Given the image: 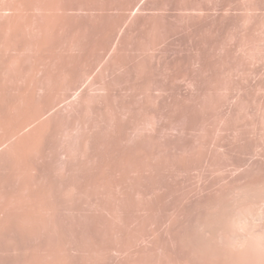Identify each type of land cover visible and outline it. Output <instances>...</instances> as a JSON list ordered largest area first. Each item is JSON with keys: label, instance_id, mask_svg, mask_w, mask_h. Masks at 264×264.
<instances>
[{"label": "rangeland", "instance_id": "1", "mask_svg": "<svg viewBox=\"0 0 264 264\" xmlns=\"http://www.w3.org/2000/svg\"><path fill=\"white\" fill-rule=\"evenodd\" d=\"M0 220V264H264V0H0Z\"/></svg>", "mask_w": 264, "mask_h": 264}, {"label": "bare ground", "instance_id": "2", "mask_svg": "<svg viewBox=\"0 0 264 264\" xmlns=\"http://www.w3.org/2000/svg\"><path fill=\"white\" fill-rule=\"evenodd\" d=\"M26 209H27V208H26ZM27 210H28V209H27ZM27 210H25V209H24V210H23V212H21V210H19V211L21 212V214H22V215H21V214H19V213H18L17 215H19V216H20V219H21V217H22V216H23L24 218H22L21 220H19V219H18V221H21V222H23V220H25V218H26V219L28 218L27 220H31V219H33V220H31V221H34V223H37V222H35V220H36V218H35V217H39V218H41V217H42V215H40L41 217H40V216H38V215H37V216H35V215H36V213H38V211H37L36 213H34V212H33V210H32V209H30V212H31V213L33 212V213H32V216L35 218V220H34V218H33V217H32V218L30 217V216H31V215H30L31 213H30V212H28ZM17 211H18V210H17ZM24 211H26V212L24 213ZM35 211H36V210H35ZM4 212H5V211H4ZM27 212H28V213H27ZM5 213H6V212H5ZM11 213H12V212H11ZM23 213H24V214H26V213H27V214H28V216L30 215L29 217H30L31 219H30L29 217H25L26 215L24 216V214H23ZM29 213H30V214H29ZM13 214H14V217H15V215H16V211H14V213H13ZM38 214H39V213H38ZM6 215H8V214H6ZM17 215H16V217H18ZM9 217H10L9 215H8V217H7V218L5 217V220H7ZM18 218H19V217H18ZM2 219H3V218H2ZM10 219H12V217H11ZM41 219H42V218H41ZM41 219H40V220H41ZM8 220H9V219H8ZM8 220H7V221H8ZM13 220H14V218H13ZM16 220H17V219H16ZM16 220H15V221H16ZM37 220H38V219H37ZM0 221H1V220H0ZM31 221H30V222H31ZM38 221H39V220H38ZM16 222H17V221H16ZM21 222H17V223H21ZM30 222H28V221H27V223L25 224L26 226L24 227V228H25V230L27 229V233H31V232H32V228H35L34 226H37V225H35V224H34V225H33V224H31L32 228L30 229V227H29V229H28V226H29V224H28V223H30ZM0 223H1V222H0ZM2 223H4V222H2ZM23 223H24V222H23ZM23 223H21V224L24 226V224H23ZM31 223H33V222H31ZM21 224H20V225H19V224H17V226H19V228H20V226H22ZM27 224H28V226H27ZM0 225L2 226V224H0ZM2 227H3V226H2ZM10 228H11V227H10ZM14 228H15V227H14ZM14 228H13V229H11V230H15V231H16V229H14ZM16 228H17V227H16ZM19 228H17V230H18ZM24 228H23V227H21V228H20V232H23V231L25 232ZM0 229H1V228H0ZM21 229H22L23 231H22ZM35 229H37V231L39 232L38 228H35ZM35 229H34L33 231H35ZM2 230H3V229H2ZM11 230L9 231V229H8V232H10V233H11V232H12ZM29 231H30V232H29ZM3 232H4V230H3ZM3 232L1 231V233H3ZM17 232H18V231H17ZM38 232L36 233V231H35L34 233H36V234H41V233H40V232H42V231H41V229H40V232H39V233H38ZM45 232H48V231H45ZM12 233H13V232H12ZM15 233H16V232H15ZM34 233H33V234H34ZM48 233H49V232H48ZM46 234H47V233H46ZM20 235L26 236L27 234L25 235V234H23V233H22V234H20ZM29 235H30V234H29ZM0 236H1V235H0ZM2 236H3V234H2ZM16 236H17V233H16ZM23 236H22V238H24ZM27 236H28V235H27ZM33 236H35V235H33ZM20 237H21V236H20ZM35 237H39V235H36ZM15 238H16V237H15ZM22 238H21V239H22ZM30 238H34V237H32V235H31V237H29V238H27V239H30ZM18 239H19V237H18ZM34 239H35V238H34ZM34 239H33V240L31 239L29 242L31 243V242H35V241H37V240H38V239H36V240L34 241ZM24 240H26V238H25ZM24 240H22V241L25 243V241H24ZM26 242H27V241H26ZM29 242H28L27 244H29ZM20 243H21V242H20ZM24 243H23V244H24ZM27 244H25V245H27ZM21 245H22V243H21L20 245L18 244V246H21ZM36 245H37V243H36ZM16 246H17V245H16ZM23 246H24V245H23ZM27 246H31V245H27ZM34 246H35V245H34ZM6 247H8V246H5L4 248H6ZM24 247H25V246H24ZM24 247H23V248H24ZM32 247H33V246H31V247H29V248L31 249ZM36 247H37V246H35V247H34L33 249H31V250H35V249H36ZM15 249H16V248H15ZM39 249H40V248H39ZM36 250H38V249H36ZM36 250H35V251H36ZM38 251H39V250H38ZM34 253H37V252H34ZM35 255H36V254H35Z\"/></svg>", "mask_w": 264, "mask_h": 264}]
</instances>
